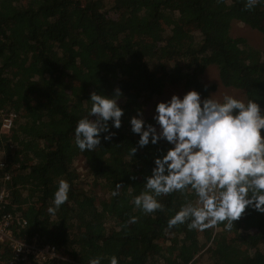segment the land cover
Wrapping results in <instances>:
<instances>
[{
  "label": "trees",
  "instance_id": "16d2710c",
  "mask_svg": "<svg viewBox=\"0 0 264 264\" xmlns=\"http://www.w3.org/2000/svg\"><path fill=\"white\" fill-rule=\"evenodd\" d=\"M244 5L245 0H0V149L12 168L11 201L3 210L26 221L17 237L55 247L59 256L44 260L30 253L17 264H89L96 257L108 264L112 256L118 264H264V213L246 208L230 230L223 222L169 228V217L195 202L191 189L157 197L164 207L153 213L132 203L154 158L171 145L161 140L138 147L129 119L139 109L154 123L144 114L145 103L168 86L208 98L215 86L205 89L202 76L215 67L223 86L241 92L238 99L255 100L264 113V3ZM238 23L261 41L233 37ZM117 87L123 93L121 127H110L115 135L107 141L102 133L93 150L80 151L73 130L88 114L90 93L112 95ZM9 113L15 119L2 132ZM78 160L83 169L75 166ZM61 180L70 185L68 200L49 213ZM13 257L0 244V264Z\"/></svg>",
  "mask_w": 264,
  "mask_h": 264
},
{
  "label": "clouds",
  "instance_id": "9594fccd",
  "mask_svg": "<svg viewBox=\"0 0 264 264\" xmlns=\"http://www.w3.org/2000/svg\"><path fill=\"white\" fill-rule=\"evenodd\" d=\"M257 3L264 0H245L244 6L252 9ZM122 95L118 87L112 95L90 93L88 114L76 121L73 130L80 151L96 148L102 133L106 141L115 135L110 127H121L124 109L118 100ZM213 96L202 99L194 89L182 96L173 94L155 104L154 123L146 122L139 109L129 119L131 132L139 135L138 147L156 145L161 140L171 145L154 158L151 174L144 177V190L132 199L134 207L153 213L163 210L157 199L161 195L186 189L195 194L194 203L182 204L169 217V228L186 221L189 229L223 222L230 230L246 208L264 213V113L253 99L245 102L230 94L221 99ZM136 151L133 146L131 156ZM120 187L118 183L113 196L118 195ZM69 189L66 181H59L49 213H55L68 200ZM135 220L130 217L129 222ZM89 264H101V257L91 259ZM108 264H118L117 257H110Z\"/></svg>",
  "mask_w": 264,
  "mask_h": 264
},
{
  "label": "built area",
  "instance_id": "2783aa9c",
  "mask_svg": "<svg viewBox=\"0 0 264 264\" xmlns=\"http://www.w3.org/2000/svg\"><path fill=\"white\" fill-rule=\"evenodd\" d=\"M2 122V132L10 130L15 115L8 114ZM3 155V156H2ZM10 162L4 157L0 149V244L8 245L14 253L10 264H17L27 258V255L33 254L36 258L48 260L49 258L59 257L55 247L46 246L44 248L36 247L35 244H28L17 237V230L26 225L18 212L7 213L3 210L4 206L11 201L10 184L12 176Z\"/></svg>",
  "mask_w": 264,
  "mask_h": 264
},
{
  "label": "rangeland",
  "instance_id": "374dc122",
  "mask_svg": "<svg viewBox=\"0 0 264 264\" xmlns=\"http://www.w3.org/2000/svg\"><path fill=\"white\" fill-rule=\"evenodd\" d=\"M232 35L233 37H249V40H251L253 43L257 44L261 41V35L259 33H253L251 31L248 30V28L246 26H244L243 24H235L234 27L232 28ZM202 82L208 86H215V90L211 93V95L214 94L213 98L216 99H221L222 96L224 94H230L235 96H241V92L235 90L234 88H230V87H225L221 84L220 82V77H219V72L215 67H208L204 73V75L202 76ZM190 89H186L183 87H172V86H168L164 92L159 95V96H155L152 97L151 99H149V101L146 104L145 108H144V114L148 117H152L154 114V108H155V104L158 101H163V100H167L171 97V95L173 94H177V95H183L185 92H187ZM7 134V133H6ZM84 164L82 160H78L75 163V166H77L78 168L83 169ZM82 185H86L82 184ZM101 197H103V195L99 194Z\"/></svg>",
  "mask_w": 264,
  "mask_h": 264
}]
</instances>
